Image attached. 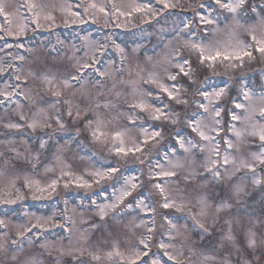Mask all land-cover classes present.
I'll use <instances>...</instances> for the list:
<instances>
[{
    "label": "snow or ice",
    "instance_id": "1",
    "mask_svg": "<svg viewBox=\"0 0 264 264\" xmlns=\"http://www.w3.org/2000/svg\"><path fill=\"white\" fill-rule=\"evenodd\" d=\"M156 3L164 9H172L180 0H156ZM214 5L216 7L201 3L194 14L200 25L216 24L224 13L229 14L223 16L225 21H230L225 25L227 39L218 37L222 31L219 28L211 30V37L208 36L209 30L205 29L199 41L185 39L182 47L196 54L198 64L195 67L190 56L180 55V48L163 56L157 54V59L149 56L143 65H136L135 79L129 80L121 78L127 56L119 45L115 46L121 56L119 68L114 67L113 60L103 59L105 45H98L91 54L86 52L84 57L76 58L70 69L37 58L33 70L28 73L33 81H38L39 91L43 93L41 106L37 107L27 79H22L19 74L21 69L11 61L0 63V84H3L0 109L17 113V118L3 122V127L9 132H19L23 128L33 133L37 130L43 132V135L32 139L35 144L30 150L34 153L32 160L39 163L42 153L55 148L52 154L59 161L61 148L57 147V142L62 139L59 133H67L68 128L75 125L77 135L87 132L95 144L110 143L108 151L125 163L131 159L143 166L138 175H125L118 165L109 164L89 172L91 181L62 170V177H70L69 182L76 183L78 187H91L92 183L100 184L109 179H116V183L121 184L119 189L116 184L112 185V196L106 197L110 202L92 203L98 209L101 221L109 210L115 212L123 204L124 208L112 219L130 231L138 227L146 229L128 250L126 259L129 264H264V199L260 201L259 214L250 211L252 206L246 203L243 208L237 207L250 194L249 182L264 192V90L257 93L239 81L238 87L227 83L217 85L211 83L210 77L201 78L199 75L201 66L214 68L217 62L228 61L224 65L226 69L236 68L243 66L245 58L256 59L254 53L264 58V0H214ZM20 7L27 8L32 13L31 23L41 27L40 13L34 11L37 8L35 3L25 0ZM217 7L220 11L214 18L207 9L216 11ZM89 8H97V5L89 4L85 11ZM132 10L146 15H155L158 11L150 3L136 4ZM99 11L103 12L104 8L100 7ZM11 15L6 11L4 0H0V17L4 18L0 24V40L5 41L0 51L13 47L5 37L18 39L28 27L23 22L13 27ZM181 25H177L176 35L187 30L191 36L190 22L182 20ZM238 29H243L252 43L239 39ZM205 38L207 42H204ZM16 47L22 48L23 45L17 43ZM163 47L168 48L169 45ZM25 59L19 54L12 56L13 61ZM8 69H11L10 73ZM128 75L131 77L133 72L129 71ZM13 80L16 83H12ZM141 82L155 85L158 92L140 88ZM118 85L131 87V95L136 97L138 93V98L130 101L129 94ZM44 96L52 99H44ZM123 104H128V110H121ZM25 107L29 108L28 113L23 111ZM116 117H126L128 124L134 125L140 135L132 137L128 135L127 128L111 127ZM168 126L175 130L169 132ZM74 139L76 136H70L64 142ZM165 140L168 142L164 143ZM14 144V139L0 140V145L14 153L12 159H18L21 153ZM4 156L5 152L0 151V157ZM24 159L28 160V157ZM241 172L244 174L238 175ZM4 174V170H0V176ZM58 183L53 179L45 188L38 181L24 176V186L35 187L39 192L49 188L55 190ZM145 184L149 195L138 197L135 203L125 204V199ZM153 195L157 198L155 204L151 199ZM5 202L14 203L13 200ZM156 204L163 210L159 212L163 221L161 227L166 228L160 233L161 239L156 245L159 255L152 251V239L157 231L154 219ZM168 210L184 215L175 216ZM140 212L151 214L150 219L137 222ZM131 213L135 215L130 216L128 224H123L122 218ZM241 216L247 218V224L241 221ZM35 219L36 222L30 226L22 225L23 231L10 238V242H0V264H66L62 259L65 256L71 257L75 264H86L82 259L86 251L92 260H100L98 254L87 249L65 248L56 240L42 238L43 233L57 226L63 227L58 225L55 216ZM68 222H71L70 218ZM234 225H239L242 238L238 239ZM91 227L95 229L98 225L92 224ZM2 228H7L4 220H0ZM64 230L69 231L67 228ZM0 235L7 237L6 232ZM178 237H183L179 246L174 243ZM68 243L71 244L70 238ZM106 255L125 259V253L118 249Z\"/></svg>",
    "mask_w": 264,
    "mask_h": 264
},
{
    "label": "rangeland",
    "instance_id": "2",
    "mask_svg": "<svg viewBox=\"0 0 264 264\" xmlns=\"http://www.w3.org/2000/svg\"><path fill=\"white\" fill-rule=\"evenodd\" d=\"M153 1L157 4L156 0ZM30 2L37 5L34 11L40 13L41 27H37L31 23L32 13L27 8L20 7V5L25 3V0H4L6 11L12 14L10 19H12L13 27L21 22L26 23L28 27L25 33L18 39L5 37L7 43L12 44L13 47L0 51V63L11 61L14 66H18L21 69L19 74L22 79H27L32 89L33 103L37 107L41 106L40 98L43 93L39 91L38 81H33L28 75L33 70V63L37 58L46 60L49 64L67 66L70 69L75 64L76 58L84 57L86 52L91 54L98 45H105L103 59L113 60L115 62L114 67L119 68L121 67V56L115 48L116 45H119L124 49V54L127 56L123 65L125 70L121 78L125 80L135 79L137 64L143 65L149 56L157 59V54L163 56L164 53L175 48H180V55L182 57L190 56L195 67L198 64L196 54L190 53L182 47L184 40L191 38L199 41L204 36L205 29L209 30L208 36L211 37V30L217 28L222 30L218 34V37L222 40L227 39L225 25L230 23V21H225L223 18L224 15H229L227 13H224L220 17L218 23L210 25H200L197 17L195 21L192 19L188 20L184 17L177 16L173 12L163 15L161 20L156 21L155 17H159V13H161L158 7H156L158 11L155 15H146L144 12H135L132 10L136 4L148 3L141 0H30ZM92 3H95L97 8H89L88 11H85L87 5ZM201 3L206 6L212 5L214 0H180V3L175 9H184L185 12L192 10L195 13L199 8L196 10L194 6L196 4L199 6ZM212 6L216 7L214 4ZM100 7L104 8L103 12L99 11ZM207 11L212 12V16L215 18L220 10L217 7L216 11H212V8H208ZM71 13H78L79 15L74 16ZM120 13L125 14L121 15ZM128 13L131 14L129 15ZM183 15L186 16L187 14L184 13ZM25 17L27 18L25 19ZM45 17H51V19H45ZM3 19V17H0V24L3 23ZM150 20L152 23L151 27H147L144 22ZM182 20L190 22L192 30L191 36L188 35L187 30L184 33H180L179 36L176 35L177 25H181ZM92 24L97 26L99 37L94 35ZM142 25L144 29L141 30L140 27ZM135 27H137L138 31L129 32V29ZM237 32L239 39L252 43L250 37L243 29H238ZM257 35L259 36V31ZM204 42H207V38L204 39ZM17 43L22 44L23 47L17 48ZM165 44H168L169 47L164 48L163 46ZM4 45L5 41L0 40V48L4 47ZM6 53H10L11 55H6ZM15 54L23 55L26 59L24 61H13L12 56ZM254 55L256 59L248 60L245 58L242 67L226 69L224 65L229 63L228 61H224L223 63L217 62L214 68L201 66L199 75L201 78L211 75V83L217 85L224 84L222 80H226L225 83L238 87L237 81H239L240 84L250 86L259 93L264 90V58H261L259 53H254ZM7 71L10 73L11 69ZM129 71L133 72L131 77L128 75ZM11 82L16 83L14 80ZM111 83L109 81V86H111ZM2 87L3 84H0V88ZM139 87L158 92V89L152 84H144L141 82ZM118 88L122 89L126 94H129L128 99L130 101L138 98V93L136 97L131 95V87L118 85ZM27 90L25 89V91ZM161 98L167 102L166 97L162 96ZM44 99L52 98L44 96ZM147 99L152 100L153 98L147 97ZM128 107V104H123L121 110H128ZM23 111L28 113L29 108L25 107ZM16 118V112L8 113L0 109V140H4L5 138L14 139V147L21 153L20 158L12 159L14 153L8 152L3 145H0V151L5 152V156L0 157V170H4L5 172L4 175L0 176V200H2L4 207L6 205L12 207L23 200V202L48 200L51 202V206L49 208L41 207L40 210H29L28 207H25L17 211L18 214L14 212L8 214L4 209L0 208V220H4L7 224V228L0 229V233H7V237L0 235V242H10V238L17 236L18 232L23 231L22 225L30 226L34 224L36 217L55 216L58 225H60V222L65 223V228L69 229V231H65L64 228L62 233H54L51 230L50 232L43 233L42 238L47 237L50 241L56 240L58 243L63 244L65 248L87 249L100 256V260H92L86 251L82 257L86 261V264L129 263L126 259L128 250L137 242L139 236L146 232V229L144 227H138L130 231L112 219L113 216L120 213L121 209L124 208L123 204L115 212L109 210L108 215L101 221L98 215V209L92 203V201H96L97 204L110 202L106 197L112 196L114 191L112 185L116 184V188L119 189L121 184H117L116 179H109L102 181L100 184L92 183L91 187H78L76 183L69 182L70 177H62V170L71 171L73 176H82L85 180L91 181L92 178L88 175L89 172L97 168L107 167L109 164L118 165L121 168V172L125 175H138V170L143 166L134 163L131 159L125 163L114 153L108 151V148L111 147L110 143L106 145L95 144L90 140L87 132H82L77 135V127L75 125L68 128V132L70 131L69 133L67 132L68 134L61 132L64 135L62 136L59 133V137L62 138L57 142V147L61 148L60 160L57 161L55 155L52 154L56 151L53 148L51 152L42 153L40 162L37 163L31 159V155L34 153H30V150L35 147L32 139L33 137L43 135V132L37 130L33 133L27 128H23L19 132L15 130L9 132L3 127V122L9 119L14 121ZM137 123H140V121H137ZM111 127L120 130L127 128L128 135L132 137L140 135L134 125L128 124L126 117H116ZM170 127L172 129V126H168V129ZM179 127L181 126L179 125ZM46 131L50 132L51 130ZM70 136H76V139L65 143L64 140L69 139ZM25 140L29 142L24 143ZM164 143H167V140ZM24 157H28V160H25ZM133 169L136 170L134 171ZM257 171L259 172L260 169L258 168ZM243 174V172L238 173V175ZM249 175L251 174L249 173ZM24 176L38 181L40 186L45 188L53 179H57L59 183L55 190L49 188L47 191L39 192L35 190V187L28 188L24 186ZM262 177H264V174H262ZM141 178L144 179L145 177L142 176ZM65 183L68 184L67 187H65ZM248 192L250 194L237 207L243 208L246 203L252 206L250 211L259 214L261 211L260 201L264 199V192L260 188H254L250 182L248 183ZM6 193H10V195H6ZM145 195H149L147 184L133 191L132 195L125 199V204L130 201L135 203L138 197ZM73 198L75 199L73 200ZM151 199L155 204L157 198L153 195ZM6 200H13L14 203H6ZM155 206L157 208V214H155L154 219L157 231L152 239V244L154 245L152 251L159 255L160 252L156 245L161 239L160 233L165 232L166 228L161 227L163 221L159 212L163 210L159 208L158 204ZM168 211L175 216L184 215L182 213H175L173 210ZM131 215H135V213L126 214L122 218L123 224H128ZM140 215H145V213H139L137 222L140 219L147 221V219L140 217ZM68 218H70L71 222H68ZM240 219L244 224H247L246 217L241 216ZM92 224H97L98 227L93 229L91 227ZM234 228L238 234V239L242 238L240 236L239 225H234ZM33 231L36 232L37 230L34 229ZM28 235H32V233ZM216 236L218 238V232ZM69 238L71 239V244L68 243ZM181 239L183 237H178L174 243H177V246H179ZM115 249L125 253V259L122 260L118 256L109 258L106 255L107 252ZM62 259L66 264H75L71 257L65 256Z\"/></svg>",
    "mask_w": 264,
    "mask_h": 264
},
{
    "label": "trees",
    "instance_id": "3",
    "mask_svg": "<svg viewBox=\"0 0 264 264\" xmlns=\"http://www.w3.org/2000/svg\"><path fill=\"white\" fill-rule=\"evenodd\" d=\"M198 4V3H197ZM195 5L194 8H198V5ZM160 8V12L159 13V17H155V20L158 21V20H161L163 18V15L167 14V13H171L173 12L174 10H171V9H163L161 7ZM157 9V8H156ZM144 24L147 26V27H151V20L150 21H145ZM141 30L144 29L143 25L142 27H140ZM94 30V29H92ZM129 32H134V30H129ZM96 37L99 36V34H95ZM208 77L211 78V75H208ZM179 127V125H177ZM175 129L171 127L168 129L169 132H173ZM70 132V131H69ZM68 132V133H69ZM66 133V134H68ZM60 135H62V133H60ZM64 136V135H62ZM168 142V141H167ZM24 201V200H23ZM19 202L17 204H15L14 206L10 207V206H3L4 204L2 203V200H0V208L4 209L6 211V213H11V212H14L16 213L17 211H20L21 209L25 208V207H28L29 210H40L41 207H44V208H49L51 206V202H49L48 200L47 201H25V202ZM7 209V210H6ZM18 214V213H16ZM58 231V228H55L54 229V232H57ZM122 264H129V263H124L122 262Z\"/></svg>",
    "mask_w": 264,
    "mask_h": 264
}]
</instances>
